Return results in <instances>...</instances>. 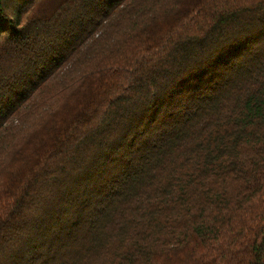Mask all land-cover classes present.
<instances>
[{
  "label": "trees",
  "instance_id": "16d2710c",
  "mask_svg": "<svg viewBox=\"0 0 264 264\" xmlns=\"http://www.w3.org/2000/svg\"><path fill=\"white\" fill-rule=\"evenodd\" d=\"M0 264H264V0H0Z\"/></svg>",
  "mask_w": 264,
  "mask_h": 264
}]
</instances>
